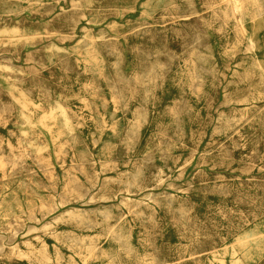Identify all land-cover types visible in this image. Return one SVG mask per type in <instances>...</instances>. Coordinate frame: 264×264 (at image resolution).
Instances as JSON below:
<instances>
[{
    "label": "rangeland",
    "instance_id": "rangeland-1",
    "mask_svg": "<svg viewBox=\"0 0 264 264\" xmlns=\"http://www.w3.org/2000/svg\"><path fill=\"white\" fill-rule=\"evenodd\" d=\"M237 10L0 0V264H264V73Z\"/></svg>",
    "mask_w": 264,
    "mask_h": 264
},
{
    "label": "bare ground",
    "instance_id": "bare-ground-1",
    "mask_svg": "<svg viewBox=\"0 0 264 264\" xmlns=\"http://www.w3.org/2000/svg\"><path fill=\"white\" fill-rule=\"evenodd\" d=\"M241 28L249 35L256 62L264 73V7L247 13L243 0H235Z\"/></svg>",
    "mask_w": 264,
    "mask_h": 264
}]
</instances>
